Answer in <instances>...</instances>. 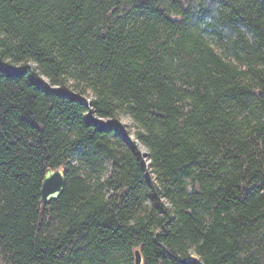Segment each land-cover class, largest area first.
I'll return each mask as SVG.
<instances>
[{
  "label": "trees",
  "instance_id": "trees-1",
  "mask_svg": "<svg viewBox=\"0 0 264 264\" xmlns=\"http://www.w3.org/2000/svg\"><path fill=\"white\" fill-rule=\"evenodd\" d=\"M137 249L264 264V0H0V264Z\"/></svg>",
  "mask_w": 264,
  "mask_h": 264
},
{
  "label": "water",
  "instance_id": "water-1",
  "mask_svg": "<svg viewBox=\"0 0 264 264\" xmlns=\"http://www.w3.org/2000/svg\"><path fill=\"white\" fill-rule=\"evenodd\" d=\"M86 102L87 104H89V101ZM131 143L134 144L133 141H131ZM138 151L142 153L140 150ZM63 188H64L63 170L61 168H57V169L47 168L41 186V206L43 207L51 200L58 198L62 193ZM135 264H142V256L138 249L135 251Z\"/></svg>",
  "mask_w": 264,
  "mask_h": 264
},
{
  "label": "rangeland",
  "instance_id": "rangeland-1",
  "mask_svg": "<svg viewBox=\"0 0 264 264\" xmlns=\"http://www.w3.org/2000/svg\"><path fill=\"white\" fill-rule=\"evenodd\" d=\"M86 93H87V96H89V97L93 96L91 90H89V89L87 90ZM84 100L88 101L87 99H84ZM100 121L101 122H114V121H117L119 124L123 125V127H124L123 131H128L130 136L132 138L134 137V133L136 131V126H135L134 121L128 115L120 114V115H118L117 118H103V119H100ZM123 133L125 134V132H123ZM124 137H125V135H124ZM138 145L140 147V150H141L142 154H144L143 152L147 151L146 148L143 145H141V144H138ZM103 169L104 170L101 172L100 177H101V179H107L110 176V173H111V164H110V162L106 161L104 163V168ZM134 263H135V256H134Z\"/></svg>",
  "mask_w": 264,
  "mask_h": 264
}]
</instances>
